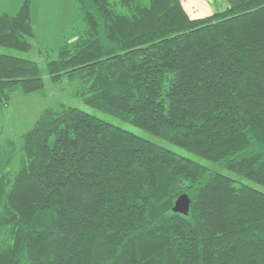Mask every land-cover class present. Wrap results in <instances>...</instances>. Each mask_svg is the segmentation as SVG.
Instances as JSON below:
<instances>
[{"label": "trees", "instance_id": "obj_1", "mask_svg": "<svg viewBox=\"0 0 264 264\" xmlns=\"http://www.w3.org/2000/svg\"><path fill=\"white\" fill-rule=\"evenodd\" d=\"M221 1L194 17L184 0H75L46 65L87 104L237 177L47 107L0 142V264H264V0ZM32 2L0 8V45L33 49ZM44 86L39 61L0 52V109Z\"/></svg>", "mask_w": 264, "mask_h": 264}, {"label": "rangeland", "instance_id": "obj_2", "mask_svg": "<svg viewBox=\"0 0 264 264\" xmlns=\"http://www.w3.org/2000/svg\"><path fill=\"white\" fill-rule=\"evenodd\" d=\"M19 1L0 0V8L14 14L21 6ZM221 6L218 5L217 7L220 8ZM77 16L78 9L75 0H33L32 21L36 35L33 49L26 52L0 45V52L16 54L39 61L45 79L44 88L38 91L25 93L20 87L14 89L10 104L0 109V142L10 136L17 138L20 134L27 131L45 108L53 107L57 109L62 104H66L77 106L148 138L161 146L168 147L181 155L232 174V172L223 169L217 163L204 159L171 140L164 139L130 121L87 104L77 94L78 82L76 79H72L69 76H63L59 80L51 78L47 70V60L57 57V50L63 42L64 35L67 30L72 29V22L77 19ZM17 162L15 161L9 170H12ZM232 175L237 177L235 174Z\"/></svg>", "mask_w": 264, "mask_h": 264}, {"label": "crops", "instance_id": "obj_3", "mask_svg": "<svg viewBox=\"0 0 264 264\" xmlns=\"http://www.w3.org/2000/svg\"><path fill=\"white\" fill-rule=\"evenodd\" d=\"M22 1H19V4L20 2L22 4ZM221 2V0H184L186 8L194 17L211 14L215 6Z\"/></svg>", "mask_w": 264, "mask_h": 264}, {"label": "water", "instance_id": "obj_4", "mask_svg": "<svg viewBox=\"0 0 264 264\" xmlns=\"http://www.w3.org/2000/svg\"><path fill=\"white\" fill-rule=\"evenodd\" d=\"M190 205L191 198L188 196V194L185 193L177 198L174 205V210L187 215L190 212Z\"/></svg>", "mask_w": 264, "mask_h": 264}]
</instances>
